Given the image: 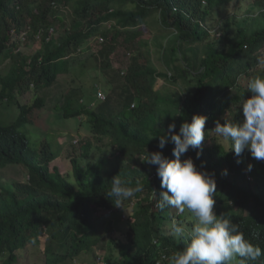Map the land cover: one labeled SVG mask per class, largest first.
Here are the masks:
<instances>
[{"label":"trees","instance_id":"16d2710c","mask_svg":"<svg viewBox=\"0 0 264 264\" xmlns=\"http://www.w3.org/2000/svg\"><path fill=\"white\" fill-rule=\"evenodd\" d=\"M232 1L0 0V66L8 63L0 73V107L14 108L0 117V165L20 166L28 174L25 182L0 189V264H23L22 250L29 243L43 248L33 264H85V255L105 244L117 251L114 261L105 255L107 264H169L188 245L172 235V221L187 230L194 221L187 211L157 206L166 189L157 166L142 161L156 151L175 159V145L159 149V135L172 123L178 132L194 115L207 118L206 136L181 159L191 158L198 170L214 175L215 213L239 224L245 238L264 249V161L247 149L235 156L228 151L230 141L214 132L217 121L244 119L242 104L252 95L248 83L264 66V0H254L263 7L257 16L227 21L222 37L211 39V18ZM58 22L69 28L59 32ZM233 23L237 27L230 30ZM151 24L169 31L162 36L165 42L157 43L166 71L157 68L149 49L142 50ZM36 41L40 47L33 53L22 49ZM92 46L109 93L103 100L98 87L97 97L84 102L82 91H72L60 113L78 117L89 136L107 138L118 162L111 171L103 162L90 164L87 146L83 157L68 152L71 173H63L51 165L58 150L50 141L34 148L22 127L35 124L49 90ZM120 52L126 62L116 69L112 62ZM161 77L166 85L157 89ZM111 102L116 103L112 111ZM117 175L130 186L137 181L144 186L124 201L126 210L108 196ZM107 216L123 226L120 235L114 234L117 222L105 227ZM255 264H264V256Z\"/></svg>","mask_w":264,"mask_h":264},{"label":"clouds","instance_id":"9594fccd","mask_svg":"<svg viewBox=\"0 0 264 264\" xmlns=\"http://www.w3.org/2000/svg\"><path fill=\"white\" fill-rule=\"evenodd\" d=\"M248 90L252 95L242 104L244 119L239 123L226 121L221 124L217 121L214 132L224 141H230L228 151H233L235 156H241L247 149L254 159L264 161V75L251 79ZM206 119L205 116L194 115L191 122L185 121L180 125L178 132L175 131L176 124L172 123L168 125L167 132L159 135V149H164L168 143L174 144L175 159L169 160L162 151H156L148 152L146 161H142L157 166L161 188L166 189L157 206L161 210L187 211L194 221L190 230L182 223L172 221V235L186 239L188 245L173 254L169 264H233V261L255 264L264 256V249L246 239L239 224L214 211L213 194L217 188L214 175L198 170L191 158L181 159L189 149L200 148L206 136ZM200 154L197 152V158ZM251 167L249 165V170ZM143 190L144 186L139 181L130 186L117 175L111 180L108 196L112 197L110 200L117 208L125 209L124 201Z\"/></svg>","mask_w":264,"mask_h":264},{"label":"rangeland","instance_id":"374dc122","mask_svg":"<svg viewBox=\"0 0 264 264\" xmlns=\"http://www.w3.org/2000/svg\"><path fill=\"white\" fill-rule=\"evenodd\" d=\"M262 6L259 5L254 0H234L230 4L223 6L219 9V14L213 16L210 20V26L212 29L211 39L221 38L222 31L226 29V22H234L235 20L241 21L244 17H249L250 15L257 16L262 10ZM70 17V16H69ZM59 32L64 33L66 28L60 22L57 23ZM237 24H232L229 27L230 30L235 29ZM148 33L146 34L144 40L147 41L148 45L142 47V50L151 51L149 54L151 60L155 63L160 71H166L165 64L161 59L160 47L157 43L165 42L162 36L169 34L168 30L162 29L158 24L149 25ZM158 35V39L156 36ZM40 47V44L36 41L31 45L24 44L22 49L26 53H33L36 49ZM92 49L84 51L79 55L80 61L74 63L75 66L71 67V70L67 74L60 76L58 82L52 89L48 92V99L46 101L45 107L41 111L36 112V122L35 124H27L22 127V130L26 132L31 140L32 147H40L45 140H49L53 150H58V157L51 163L52 167H58L63 173H71V163L67 157L70 151L74 156L83 157L82 155L86 150H89V163L95 164L96 162H103L104 166L108 171H111L116 166L118 160L114 154L112 146L108 143L107 138L97 139L89 136L86 124L80 123L78 117H65L60 113V106L65 102V97L72 93V91H82L81 94L83 101L86 102L94 99L95 95L97 97L98 91L101 90L105 96L109 93V86H106V77L103 72L98 67L95 62ZM113 58L114 68H120L126 62V58L122 52L116 54ZM8 63L0 66V73L6 72ZM264 75L263 64L259 65L258 76ZM166 79L161 77L158 79L156 88H161L165 84ZM99 87V90H98ZM28 95H25L22 99L27 100ZM94 100H92L93 102ZM99 100H96V103ZM91 104L93 105V103ZM95 103V104H96ZM111 111L116 109V103L111 102ZM14 108L8 106L6 103L0 107V111L3 114L0 117H8ZM83 139V144H80V140ZM89 146L88 149L86 147ZM86 149V150H85ZM87 161V162H88ZM28 174L26 170L20 166L16 165H0V189L2 187H15L16 182H25L27 180ZM133 203L130 204L129 209H131ZM100 214H108L107 211H103ZM107 223L112 219L107 216ZM125 218L121 217V221L124 222ZM112 226L114 227L117 222L116 220H111ZM109 223L105 226L107 227ZM117 230L115 235H120L123 230V226L120 222H117L115 226ZM109 229H105V232ZM111 232H107L104 239H108ZM107 245V246H106ZM98 254H97V252ZM94 251V255H85V264H107L104 259L105 255L111 257L114 261L117 255V251L110 249L108 244L103 246V249L98 248ZM43 253V248L41 246H35L33 243H29L22 250V263H34L36 257ZM88 257V258H87ZM40 259V257L38 258ZM110 264L111 263L110 261Z\"/></svg>","mask_w":264,"mask_h":264},{"label":"built area","instance_id":"2783aa9c","mask_svg":"<svg viewBox=\"0 0 264 264\" xmlns=\"http://www.w3.org/2000/svg\"><path fill=\"white\" fill-rule=\"evenodd\" d=\"M99 96H100L103 100L106 99V96H105L102 92L99 93Z\"/></svg>","mask_w":264,"mask_h":264}]
</instances>
